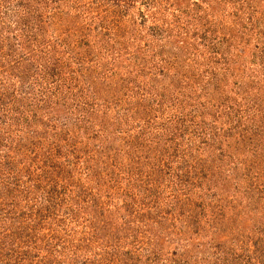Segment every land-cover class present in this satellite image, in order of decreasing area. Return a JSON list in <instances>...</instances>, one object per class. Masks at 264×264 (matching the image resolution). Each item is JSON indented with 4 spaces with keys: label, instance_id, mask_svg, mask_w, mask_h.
<instances>
[{
    "label": "rangeland",
    "instance_id": "1",
    "mask_svg": "<svg viewBox=\"0 0 264 264\" xmlns=\"http://www.w3.org/2000/svg\"><path fill=\"white\" fill-rule=\"evenodd\" d=\"M262 104L264 0H0V264H264Z\"/></svg>",
    "mask_w": 264,
    "mask_h": 264
},
{
    "label": "trees",
    "instance_id": "2",
    "mask_svg": "<svg viewBox=\"0 0 264 264\" xmlns=\"http://www.w3.org/2000/svg\"><path fill=\"white\" fill-rule=\"evenodd\" d=\"M30 67H32V66H29V68H30ZM32 69H33V68H31V70H32ZM32 71H33V70H32ZM49 74L52 75L53 72H52V73L50 72ZM49 74H48V75H49ZM47 77H48V76H43V75L41 76L42 79L47 78ZM251 87H253V84H252V83H251V86L249 87V89H250ZM262 105H264V104H262ZM263 107H264V106H263ZM220 118H221V117H220ZM240 122H241V120H240V118H238V119L236 120L235 124H236V123H240ZM259 162H260V161H259ZM261 162H264V160L261 161ZM247 259H249V257H247Z\"/></svg>",
    "mask_w": 264,
    "mask_h": 264
}]
</instances>
